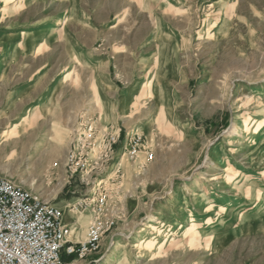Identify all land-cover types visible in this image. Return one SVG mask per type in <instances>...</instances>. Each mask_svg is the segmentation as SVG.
I'll use <instances>...</instances> for the list:
<instances>
[{"label":"rangeland","instance_id":"1","mask_svg":"<svg viewBox=\"0 0 264 264\" xmlns=\"http://www.w3.org/2000/svg\"><path fill=\"white\" fill-rule=\"evenodd\" d=\"M0 178L70 263L264 264V0H0Z\"/></svg>","mask_w":264,"mask_h":264},{"label":"built area","instance_id":"2","mask_svg":"<svg viewBox=\"0 0 264 264\" xmlns=\"http://www.w3.org/2000/svg\"><path fill=\"white\" fill-rule=\"evenodd\" d=\"M62 210L0 178V264H74L99 248V234L77 242Z\"/></svg>","mask_w":264,"mask_h":264},{"label":"bare ground","instance_id":"3","mask_svg":"<svg viewBox=\"0 0 264 264\" xmlns=\"http://www.w3.org/2000/svg\"><path fill=\"white\" fill-rule=\"evenodd\" d=\"M156 89V88H155ZM157 91H158V89H157ZM156 91V92H157ZM49 101V100H48ZM94 121V116H93V112H91V113H89L87 116H86V119H85V121H84V126H90V124L92 123ZM20 124H17V125H15L14 127H13V129H12V132H16V131H18V130H20V126H19ZM116 176V172H113V173H111L110 175H108V177L106 178V179H102V180H100L99 181V184H98V186H102V185H104L108 180H110V179H112V178H114ZM122 244H120L119 246H118V248H116V250H114V252L113 253H111V255H109V260L110 261H114L115 260V258L122 252L121 250H122Z\"/></svg>","mask_w":264,"mask_h":264},{"label":"trees","instance_id":"4","mask_svg":"<svg viewBox=\"0 0 264 264\" xmlns=\"http://www.w3.org/2000/svg\"><path fill=\"white\" fill-rule=\"evenodd\" d=\"M67 262L70 263L71 262V259L70 260H67Z\"/></svg>","mask_w":264,"mask_h":264}]
</instances>
